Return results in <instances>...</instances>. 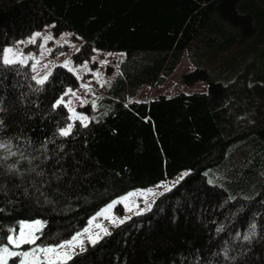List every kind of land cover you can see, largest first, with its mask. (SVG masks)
<instances>
[{"label":"trees","instance_id":"16d2710c","mask_svg":"<svg viewBox=\"0 0 264 264\" xmlns=\"http://www.w3.org/2000/svg\"><path fill=\"white\" fill-rule=\"evenodd\" d=\"M49 26L82 40L78 64L126 55L68 136L71 112L53 105L79 84L73 72L56 65L40 84L31 62H2ZM185 52L183 82L207 91L132 99L164 85ZM263 104L264 0H0V237L42 220L37 243L70 241L114 199L190 170L67 264H264Z\"/></svg>","mask_w":264,"mask_h":264},{"label":"rangeland","instance_id":"374dc122","mask_svg":"<svg viewBox=\"0 0 264 264\" xmlns=\"http://www.w3.org/2000/svg\"><path fill=\"white\" fill-rule=\"evenodd\" d=\"M37 33L40 35L37 36ZM81 44L82 40L74 33L67 31L56 36L52 27L49 26L24 40L5 47L12 48L18 54L16 57L18 62L22 60L23 63H32L34 77L37 81L45 76L48 79L56 65L64 66L73 72L79 84L76 87H69L61 97L71 112L70 124L72 126L77 119L84 123L89 122L88 116L82 113L81 107L91 105L92 108H96L98 106L99 99L107 94L108 87L120 71V63L126 57L123 52L95 51L90 61L78 64L73 60L72 55L80 48ZM27 47L30 49L26 50ZM185 54L186 56L183 57L175 74L169 77L164 85L155 87L145 85L132 99L148 101L160 95L172 96L181 91L188 93L207 91V82L201 81L193 85L183 82V75L193 68L188 60L187 52ZM244 124L246 125V123ZM67 127L68 125L65 128ZM189 172L190 170H184L174 178L159 182L153 187L136 188L126 195L114 199L88 220L85 228L72 237L71 244H67L69 241H65L57 245L64 244L66 247L63 251L76 254L85 249L87 244L92 243L93 240L99 241L110 234L115 227L131 217L150 210L162 193L179 183ZM97 237H99L98 240ZM36 246L55 245H42L36 241L35 245H24L20 250L24 251Z\"/></svg>","mask_w":264,"mask_h":264},{"label":"snow or ice","instance_id":"6c2138e0","mask_svg":"<svg viewBox=\"0 0 264 264\" xmlns=\"http://www.w3.org/2000/svg\"><path fill=\"white\" fill-rule=\"evenodd\" d=\"M36 35L39 36L40 34L37 33ZM3 53L2 62L4 64L12 65L18 62L16 59L18 54L15 53L12 48H5ZM19 62L23 63L22 60ZM46 80L47 76L37 82L43 84ZM63 103V98H61L53 105V107H59ZM2 123L3 121L0 120V124ZM71 129L72 125L70 124L67 128L60 130V135H70ZM7 146L8 145L0 142V148ZM10 155H16V153L10 152ZM0 159H6V157ZM10 167L15 168V165H11ZM33 171H35V169H33ZM37 175H43V173H37ZM2 211L3 209H0V212ZM45 224L46 222L42 220L19 221L18 228H8L7 234L0 237V264H67V261L72 259L74 253L69 254L68 252L63 251L66 247L64 244L55 246H36L29 248L28 250H20L24 245L36 244V241L40 239V235H42ZM252 227L255 228V224H253ZM98 239L99 237H97V240ZM244 239L249 240L250 237L245 236ZM96 242V240L92 241V243ZM71 243V241L67 242V244Z\"/></svg>","mask_w":264,"mask_h":264},{"label":"crops","instance_id":"0c3cea01","mask_svg":"<svg viewBox=\"0 0 264 264\" xmlns=\"http://www.w3.org/2000/svg\"><path fill=\"white\" fill-rule=\"evenodd\" d=\"M186 53V52H185ZM186 56V54H184V56L183 57H185ZM187 57H188V55H187ZM183 60V59H182ZM193 67V66H192Z\"/></svg>","mask_w":264,"mask_h":264}]
</instances>
